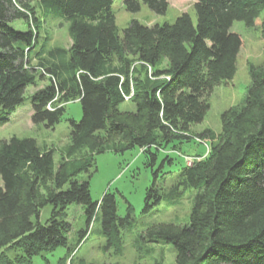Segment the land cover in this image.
<instances>
[{
  "label": "trees",
  "instance_id": "16d2710c",
  "mask_svg": "<svg viewBox=\"0 0 264 264\" xmlns=\"http://www.w3.org/2000/svg\"><path fill=\"white\" fill-rule=\"evenodd\" d=\"M124 2L133 12L142 3L158 14L169 6L167 0ZM36 4L44 16L69 23L72 43L49 47L40 39L42 22L28 0H0V127L23 104L28 88L47 80L31 96L34 124L52 128L62 121L65 103L79 100L82 106L81 119H69L68 157L86 145L91 155L138 147L151 164L169 146L178 151L184 142H196L191 126L203 122L211 108L204 96L232 80L237 70L243 39L231 31L233 23L254 26L264 11V0H196V24L184 12L173 23L132 20L122 35L113 0ZM17 20L27 29L14 27ZM250 74L245 103L222 114L220 133L199 134L211 140L208 153L182 166L170 189V199L187 189L197 191L189 221L147 231L173 245L176 264H264V63ZM128 96L135 110L123 111L120 105ZM164 159L174 162L170 155ZM90 162L68 166L62 161L57 167L55 149L32 137L0 141V264H31L58 247L67 248L64 258L70 256L76 248L69 245L73 225L67 209L73 203L83 205L87 215L77 247L100 218L108 246L122 252L120 226L130 224L132 206L121 217L115 193L93 200L89 180L79 178ZM161 197L153 184L144 211ZM47 205L51 215L41 223Z\"/></svg>",
  "mask_w": 264,
  "mask_h": 264
},
{
  "label": "rangeland",
  "instance_id": "374dc122",
  "mask_svg": "<svg viewBox=\"0 0 264 264\" xmlns=\"http://www.w3.org/2000/svg\"><path fill=\"white\" fill-rule=\"evenodd\" d=\"M35 7L36 14L42 22L40 39L47 40V45L63 46L69 48L72 41L69 35V23L65 20L44 16L36 0H28ZM169 6L165 13L158 14L148 5L142 3L139 11L133 12L126 8L124 0H113V11L116 16V24L120 33L132 20H138L146 25L173 23L176 18L188 12L194 23H197V14L194 8L196 0H167ZM264 11L260 13L254 26H247L244 21L236 20L231 31L237 32L243 39L237 59V70L232 80L217 85L211 93L204 96V100L211 105L203 122L191 126V134L200 139L184 142L180 150L175 151L171 146L166 151L159 153L158 160L151 164L150 159L136 147L120 153L107 150L99 154H90L86 145L71 157L67 156V149L71 144L70 118L80 120L82 106L79 100L65 103L66 112L60 123L48 128L44 123L32 122L31 96L37 90L47 85V80H40L34 86H30L23 104L10 115L9 120L0 127V141L10 139L12 136L32 137L39 145L55 149V161L57 167L63 161L68 166L80 165L84 159L90 162L89 171L79 175L80 179L89 180L91 195L94 201L101 200L106 192L116 195L118 215L125 217L128 214L129 204L132 206L130 224L120 226L122 233V252L118 253L117 247L108 246V239L102 233L101 219L93 221L88 227L86 238L77 247L79 232L86 228V208L77 203L69 205L68 217L73 229L69 234V245L76 249L66 258L67 248L58 247L53 252L39 255L33 258L31 264H60L64 258V264H77L84 261L85 264H176V251L172 244L163 239L151 238L148 230L154 226L173 224L183 226L189 221L196 190L187 189L176 199H170L168 194L182 166L186 165L185 158H197L198 155H206L210 149L211 140L200 138L199 134L210 130L216 134L222 131V114L229 109L239 108L245 103L249 87L252 83L250 71L260 67L264 63V37L262 34V21ZM17 29L25 30L27 25L17 20L12 23ZM161 67L166 66L163 61ZM123 111L135 110V103L130 99L120 105ZM119 143V142H116ZM167 155L174 158L170 163L164 159ZM164 162L161 167V163ZM155 184L160 201L148 211H144L148 189ZM3 185L0 176V186ZM151 197L149 202H154ZM52 206L47 205L41 211L39 221L45 223L51 215ZM13 254L10 253V256Z\"/></svg>",
  "mask_w": 264,
  "mask_h": 264
},
{
  "label": "built area",
  "instance_id": "2783aa9c",
  "mask_svg": "<svg viewBox=\"0 0 264 264\" xmlns=\"http://www.w3.org/2000/svg\"><path fill=\"white\" fill-rule=\"evenodd\" d=\"M127 99H129V96L127 97ZM197 139V138H196ZM199 141H201L200 139H197ZM195 159V158H194ZM193 158H185V161L188 165H192L193 161H194Z\"/></svg>",
  "mask_w": 264,
  "mask_h": 264
}]
</instances>
